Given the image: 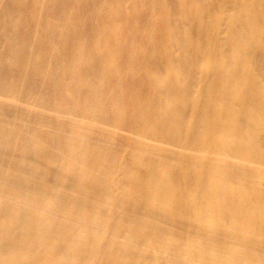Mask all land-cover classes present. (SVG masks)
Listing matches in <instances>:
<instances>
[{"label":"bare ground","instance_id":"6f19581e","mask_svg":"<svg viewBox=\"0 0 264 264\" xmlns=\"http://www.w3.org/2000/svg\"><path fill=\"white\" fill-rule=\"evenodd\" d=\"M0 264H264V0H0Z\"/></svg>","mask_w":264,"mask_h":264}]
</instances>
